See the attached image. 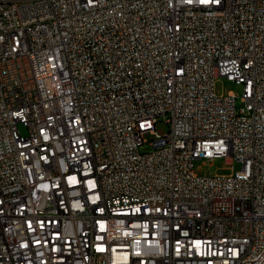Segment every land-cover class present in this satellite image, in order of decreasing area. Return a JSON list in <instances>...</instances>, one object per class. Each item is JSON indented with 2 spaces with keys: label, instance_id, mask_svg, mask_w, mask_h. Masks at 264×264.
<instances>
[{
  "label": "built area",
  "instance_id": "2783aa9c",
  "mask_svg": "<svg viewBox=\"0 0 264 264\" xmlns=\"http://www.w3.org/2000/svg\"><path fill=\"white\" fill-rule=\"evenodd\" d=\"M0 264H264V0H0Z\"/></svg>",
  "mask_w": 264,
  "mask_h": 264
},
{
  "label": "rangeland",
  "instance_id": "374dc122",
  "mask_svg": "<svg viewBox=\"0 0 264 264\" xmlns=\"http://www.w3.org/2000/svg\"><path fill=\"white\" fill-rule=\"evenodd\" d=\"M216 91L218 94H227L231 91L237 94V104L242 105L241 95L243 93V85L226 77H219L216 81ZM22 132H26V128L20 125ZM157 127L160 130L167 131L169 125L166 117L161 116ZM241 169V163L227 157H215L212 159L200 158L194 163V171L200 176L228 175L233 172L237 173Z\"/></svg>",
  "mask_w": 264,
  "mask_h": 264
}]
</instances>
